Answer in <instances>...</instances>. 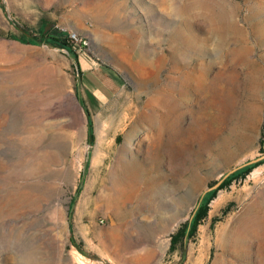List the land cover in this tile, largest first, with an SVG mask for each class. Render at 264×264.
I'll use <instances>...</instances> for the list:
<instances>
[{
  "label": "rangeland",
  "instance_id": "rangeland-1",
  "mask_svg": "<svg viewBox=\"0 0 264 264\" xmlns=\"http://www.w3.org/2000/svg\"><path fill=\"white\" fill-rule=\"evenodd\" d=\"M89 66L120 83L104 102ZM179 114L180 164L157 146ZM262 135L264 0H0V264H264V228L230 251L242 224L264 226V163L169 251Z\"/></svg>",
  "mask_w": 264,
  "mask_h": 264
},
{
  "label": "bare ground",
  "instance_id": "bare-ground-1",
  "mask_svg": "<svg viewBox=\"0 0 264 264\" xmlns=\"http://www.w3.org/2000/svg\"><path fill=\"white\" fill-rule=\"evenodd\" d=\"M63 110H65V111L67 110L66 106L54 105L52 108H49L47 114L48 115H56L59 111H63ZM149 118H148V120H149ZM174 118L178 124L174 125L175 128H173V127L168 128V131H165V130L160 131V134H159L158 140H157L158 141L157 146L160 147V154L163 153L164 151H166V152H168V156H169L170 160L172 159L173 161H178V164H180L182 162H186L185 156H186V152L189 151V148H186L184 151V150H182V147H183L182 145L190 139L191 133H190L189 129L186 127V118L182 114H179V115L175 116ZM171 119H170V121H171ZM158 123L160 126L162 125L165 127V125L168 124L166 121V116H165V118L162 117L161 121H159ZM172 124H174V123H172ZM258 223L255 222V225H251V223L250 224L249 223L242 224L243 226L239 230L237 228L236 237L232 240L231 245L229 244L230 241H228V244L230 245V251L231 252H235L237 250H239L241 252L246 251L248 249V247L257 243L256 242L257 237H259V235L264 234V233H262V234L259 233L260 230H262V228H264V226L260 227L259 225H257ZM231 234H234V232L230 233V235ZM262 239H264V238H262ZM262 245H264V244H262ZM255 246H256V244H255ZM235 247H237L238 249ZM259 247H257V248H259ZM239 254L240 253H238V255ZM257 255H258V252H257ZM75 261L77 264H84V261L81 259L75 258Z\"/></svg>",
  "mask_w": 264,
  "mask_h": 264
},
{
  "label": "trees",
  "instance_id": "trees-1",
  "mask_svg": "<svg viewBox=\"0 0 264 264\" xmlns=\"http://www.w3.org/2000/svg\"><path fill=\"white\" fill-rule=\"evenodd\" d=\"M71 44H74L76 46V43H74L69 38V35H68L66 38V41H63V45L70 49ZM79 73L81 75L80 70H79ZM86 95H87L89 100H91V99L94 100V97L92 96L91 93H86ZM262 137H264V135H262ZM260 145H261V150H264V139L260 140ZM262 153H264V152H262ZM262 163H264V161L258 162L256 164H253L250 166H246V167L241 168V169L237 170L236 172L230 174L227 178H225L221 182V184L219 185V187L216 190L208 192V193H210L209 194L210 196L204 202L202 200L208 194V193H206L204 195V197L199 201V204H198L196 210L194 211L191 220L190 221L187 220L186 222L181 224L178 227V229L171 235L169 251L172 252L178 248H184L185 244L195 236L198 225L207 217V212H208L207 203L214 196V194L217 191L229 186L233 180L244 178L255 167L261 165Z\"/></svg>",
  "mask_w": 264,
  "mask_h": 264
},
{
  "label": "crops",
  "instance_id": "crops-1",
  "mask_svg": "<svg viewBox=\"0 0 264 264\" xmlns=\"http://www.w3.org/2000/svg\"><path fill=\"white\" fill-rule=\"evenodd\" d=\"M82 77L92 86V93L94 99L97 101L104 102L108 97L112 96L114 91L119 87L120 83L117 78L109 73H100L99 71L93 70L90 66L84 70L81 69ZM105 92L109 95L106 96Z\"/></svg>",
  "mask_w": 264,
  "mask_h": 264
},
{
  "label": "water",
  "instance_id": "water-1",
  "mask_svg": "<svg viewBox=\"0 0 264 264\" xmlns=\"http://www.w3.org/2000/svg\"><path fill=\"white\" fill-rule=\"evenodd\" d=\"M261 161H264V153H262L260 156L254 158V159H251L235 168H233L232 170H230L229 172H227L219 181H217L214 185L210 186L209 188H207L203 193H202V196L200 198V200L204 197V195L210 191H213V190H216L219 185L221 184V182L227 178L230 174L236 172L237 170L241 169V168H244L246 166H250V165H253V164H256L258 162H261ZM192 218V216H191ZM190 218V220H191Z\"/></svg>",
  "mask_w": 264,
  "mask_h": 264
},
{
  "label": "built area",
  "instance_id": "built-area-1",
  "mask_svg": "<svg viewBox=\"0 0 264 264\" xmlns=\"http://www.w3.org/2000/svg\"><path fill=\"white\" fill-rule=\"evenodd\" d=\"M69 38H70L74 43L80 42V43L83 44V45L86 44V42H81V41L77 38V36H76L75 34H70V35H69Z\"/></svg>",
  "mask_w": 264,
  "mask_h": 264
}]
</instances>
